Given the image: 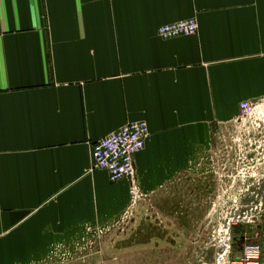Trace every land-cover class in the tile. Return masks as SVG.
<instances>
[{"label":"crops","instance_id":"obj_1","mask_svg":"<svg viewBox=\"0 0 264 264\" xmlns=\"http://www.w3.org/2000/svg\"><path fill=\"white\" fill-rule=\"evenodd\" d=\"M188 19L195 36H158ZM245 101L264 103V0H0V264L119 218L130 183L93 169L92 146L127 124L148 126L144 197L213 187L205 159ZM255 169L226 181L264 189Z\"/></svg>","mask_w":264,"mask_h":264},{"label":"rangeland","instance_id":"obj_2","mask_svg":"<svg viewBox=\"0 0 264 264\" xmlns=\"http://www.w3.org/2000/svg\"><path fill=\"white\" fill-rule=\"evenodd\" d=\"M256 109L234 128L217 130V152L205 159L214 172L213 187L175 189L168 195L171 201L161 198L159 204L140 191L135 206L129 202L128 211L110 225L88 227L83 236L52 245L40 264H225L240 258L246 245L261 249L264 189L246 190L232 178L226 181V169L237 182L248 179L246 171L252 178L263 174L255 168L264 162V103ZM232 142L240 156L237 172L229 159ZM251 149L256 156L249 162Z\"/></svg>","mask_w":264,"mask_h":264},{"label":"built area","instance_id":"obj_3","mask_svg":"<svg viewBox=\"0 0 264 264\" xmlns=\"http://www.w3.org/2000/svg\"><path fill=\"white\" fill-rule=\"evenodd\" d=\"M197 31L198 24L196 20L188 19L161 26L157 29V34L160 38L167 40L181 36H195ZM256 108L257 104L242 102L239 105L240 120L252 115ZM147 137L148 126L144 121H139L123 126L106 138L95 142L92 146L93 169L105 170L111 182L122 179L129 181L131 208L135 206L141 197V192L134 177V157L143 150ZM248 146L252 147L250 144ZM128 209L127 206L124 214ZM261 259V249L254 245H246L240 258L229 259L225 264H261Z\"/></svg>","mask_w":264,"mask_h":264},{"label":"flooded vegetation","instance_id":"obj_4","mask_svg":"<svg viewBox=\"0 0 264 264\" xmlns=\"http://www.w3.org/2000/svg\"><path fill=\"white\" fill-rule=\"evenodd\" d=\"M216 141H218V139L216 140ZM232 146L234 147L235 146V144H234V142H232ZM251 151H255V149H251V150H249V152H247V155L251 152ZM231 153H230V156H229V159H231V161H232V163H235L236 162V157H235V155H236V153H235V147H234V150H231L230 151ZM251 161V159H249V162ZM251 167H248V169H250Z\"/></svg>","mask_w":264,"mask_h":264}]
</instances>
